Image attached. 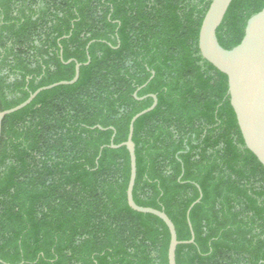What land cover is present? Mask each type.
<instances>
[{
    "label": "trees",
    "instance_id": "obj_1",
    "mask_svg": "<svg viewBox=\"0 0 264 264\" xmlns=\"http://www.w3.org/2000/svg\"><path fill=\"white\" fill-rule=\"evenodd\" d=\"M211 0H0V264H264V167L199 52ZM264 0H232L225 49ZM87 62V63H86ZM136 95V96H135ZM138 97V98H136ZM101 126L102 128L98 127ZM192 205L188 213L187 210ZM191 228V229H190Z\"/></svg>",
    "mask_w": 264,
    "mask_h": 264
},
{
    "label": "water",
    "instance_id": "obj_2",
    "mask_svg": "<svg viewBox=\"0 0 264 264\" xmlns=\"http://www.w3.org/2000/svg\"><path fill=\"white\" fill-rule=\"evenodd\" d=\"M231 1H210L199 28L198 48L200 55L205 60L209 61L227 76L230 104L234 110L245 146L264 167V7L251 15L247 20L244 36L241 41L231 49H225L217 40L216 29L222 22ZM80 65L81 63L78 62L75 64V73L72 79L40 87L30 93L18 105L5 110L0 109V137L2 121L5 115L24 107L43 89L75 82L79 75ZM150 96L153 98V103L134 114L130 119L126 140L119 144H114L111 140L109 146L112 148L125 146L127 148L130 162V175L126 189L127 203L133 210L154 214L164 221L170 235L167 251L168 264H176V246L181 242H193L194 234L192 229L190 228L191 238L189 240L179 241L173 222L163 210L149 206H140L135 203L132 195L136 177L135 144L132 140L133 123L140 115L150 111L156 105V96L154 94H150ZM98 127L102 128L99 125ZM198 200L194 201L187 210L189 226V210Z\"/></svg>",
    "mask_w": 264,
    "mask_h": 264
}]
</instances>
